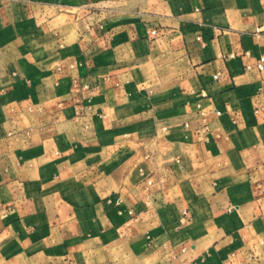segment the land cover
Returning <instances> with one entry per match:
<instances>
[{
    "label": "crops",
    "instance_id": "0c3cea01",
    "mask_svg": "<svg viewBox=\"0 0 264 264\" xmlns=\"http://www.w3.org/2000/svg\"><path fill=\"white\" fill-rule=\"evenodd\" d=\"M262 55L264 0H0V264H264Z\"/></svg>",
    "mask_w": 264,
    "mask_h": 264
},
{
    "label": "built area",
    "instance_id": "2783aa9c",
    "mask_svg": "<svg viewBox=\"0 0 264 264\" xmlns=\"http://www.w3.org/2000/svg\"><path fill=\"white\" fill-rule=\"evenodd\" d=\"M157 32H158L157 29H151L149 31V33L151 35H155V34H157ZM262 32H263V29H261L260 27L257 28L256 33H262ZM229 56L230 57H234L235 55L233 53H231ZM254 68H257L259 70H263L264 69V55L261 56L260 60L256 64L249 63L247 65V69H249V70L250 69H254ZM218 76H219V74L215 75V77H218ZM148 183L152 184V181L149 180ZM257 189H258L259 192L264 193V186H261L260 184H257Z\"/></svg>",
    "mask_w": 264,
    "mask_h": 264
}]
</instances>
